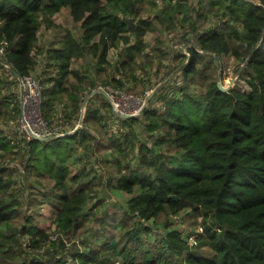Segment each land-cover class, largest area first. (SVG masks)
Segmentation results:
<instances>
[{
  "label": "trees",
  "instance_id": "obj_1",
  "mask_svg": "<svg viewBox=\"0 0 264 264\" xmlns=\"http://www.w3.org/2000/svg\"><path fill=\"white\" fill-rule=\"evenodd\" d=\"M145 1L0 0V46L6 48L5 56H0V73L5 62L12 66L16 82L30 75L37 66L43 22L55 27L52 17L69 8L74 21L81 24L82 34L76 37L67 30L61 35L60 47L49 51L50 67L56 73L47 76L46 71L47 77L41 82L46 120L54 123L58 102L66 105L65 120L70 124L80 118L87 90L83 86L85 77L72 69V61L91 54L98 61V70L103 71L110 49L120 39L128 44L132 41V37L120 34L131 32L137 41L128 48L130 59L119 68L133 70L131 62L146 48L144 37L153 23L139 18L132 32L129 19L139 17L138 6ZM208 1L213 11H222L223 21L219 27L201 33L195 43L187 44L189 62L181 66L185 82H168L175 90L158 92L143 112L146 129L154 139L140 146L144 152L140 167L121 159L109 163L112 182L116 179L119 190L134 195L127 205L115 209L105 205L86 167L72 175L70 164L84 163L78 145L90 147L86 144L91 137L89 124L104 120L99 109L86 113V128L69 135L45 139L27 135L28 172L52 180L58 190L59 207L54 218L58 230L71 236L95 231L92 225L99 222L100 231L96 233L105 237V243L96 245V238L87 245L88 251H75L71 259L63 255L64 250H48L23 264H107L112 256L123 257L124 264H264V0ZM171 16L172 10H165L156 19L167 21ZM185 19L190 21V17ZM192 26L195 30L198 25L192 22ZM234 39L242 40L241 45H235ZM209 53H232L241 59L245 64L242 76L250 90L225 91L218 81L211 80L205 71L211 63L200 67ZM180 56L187 58L182 53ZM110 83L116 89L125 86L117 77ZM3 89L7 87L1 74L0 95ZM9 98L0 99V117L8 114L12 104ZM103 100L104 106L113 107L106 95ZM14 108L19 113L20 107ZM115 116L120 125L142 123L140 117ZM104 135L112 154L115 148L123 151V139ZM100 146L107 145L103 142ZM14 148V140L0 126V157ZM69 179L78 186L69 188ZM16 185L14 172L0 164V226L20 213L23 202ZM171 195L180 200L171 199ZM186 208H193L204 220L203 232L194 243L182 230L171 228L167 220L158 244L146 247L144 238L153 232L147 221L168 218ZM25 230L34 248H42L49 240L46 231L36 224ZM57 244L54 242V247ZM60 245L64 248L62 239Z\"/></svg>",
  "mask_w": 264,
  "mask_h": 264
},
{
  "label": "rangeland",
  "instance_id": "obj_2",
  "mask_svg": "<svg viewBox=\"0 0 264 264\" xmlns=\"http://www.w3.org/2000/svg\"><path fill=\"white\" fill-rule=\"evenodd\" d=\"M254 1L258 2V0ZM138 7L139 17L136 20L131 18L136 24V29L139 18L152 21L153 26L144 37L146 48L143 53L137 54L131 62L133 70L119 68L123 61L130 59L128 48L137 41L136 35H132L131 32L120 34L121 36L132 37V41L128 44L124 39H120L118 45L110 49L108 65H105L103 71L98 70V61L91 54L72 61V69L81 71L83 77H85L83 86L87 90L84 94L80 118L70 124L65 120L66 105L58 102L53 114L55 121L52 125L46 120L43 103L36 106L29 102L30 105H26L24 108L25 101L21 93L20 83L16 82L17 80L11 73V69L2 68L3 73H0V75L3 74L7 89L1 91L0 99L9 96V99H12V104L8 108L7 116L1 115L3 117H0V126L6 132V135L14 140L16 148L13 151L1 154L0 164L14 172V179L17 182L16 187L23 205L15 219L0 226V264H23L27 260L45 255L48 250L52 252L59 251L60 253L64 250L63 255L67 259H71L70 256L73 252L87 250V245L95 242L96 238L98 239L96 245L100 246L105 243V237L97 236L96 233V231H100L99 222L92 225L95 231L88 230L71 236H67L58 230L54 222L55 213L59 207L58 190L54 188L52 180L37 177L36 174L31 175L28 172L26 167V150L28 147L26 139L28 133L22 120L25 118L32 126L37 127L40 116L43 115L42 117L48 123L47 127L53 132V135L63 137L69 135V133L77 132L83 127L86 128L88 126H84L86 113L91 109H99L100 113L105 116L104 120L100 121L99 124H89L91 137L86 141V144H90V147L86 149L84 144L78 145L79 153L84 157V163L78 164V166L70 164L72 175L80 173L86 167L91 172L90 178H94L95 186L98 187V197L104 200L105 205L113 209L121 207L123 204L127 205L134 195L119 190L116 179L112 182L109 170L112 167L109 163H113L115 159H121L136 168L140 167L139 162L144 154L140 146L153 143L154 138L148 133L146 121H143L142 114L139 115L142 123L139 122L133 127L120 125L116 121L119 118L115 116L114 108L111 107V110L108 105L104 106V93L101 89L107 86L115 87V84L110 83V81L117 77L125 84L123 89H117L134 96L145 97L147 92H150V96L155 97L158 92L163 90L165 92L174 91L175 87H172L173 84H169L170 81L185 82L181 66H183L182 62H189L190 52L187 44L195 43L201 33L219 27L223 21L222 11H213L208 0H146ZM165 10H172L171 19L167 21L161 18L156 19L158 15L162 16ZM160 11H162L161 14H159ZM200 13L204 14L203 18L199 17ZM186 17H190V21L186 20ZM52 21L55 27L48 26L46 21L42 24L39 33V51H36L37 66L31 73L42 80L56 73V70L50 67L49 51L60 47L61 35H64L67 30L72 31L76 37H80L82 34L81 24L74 21L69 8H63L57 12L52 17ZM192 22L198 25L195 30ZM241 41L234 39L235 45H241ZM181 53L188 59L181 57ZM208 63H211V65L205 71H207L211 80L215 79L226 88H236L246 92L250 90L245 78L242 76L245 64L232 53L222 55L209 53L202 59L200 67L203 69V65ZM46 71L47 76H45ZM105 81H108L107 85L104 84ZM42 86L44 89V84ZM166 87H168V90H165ZM91 91L92 93H90ZM13 93H15V98L12 97ZM150 105L151 102L148 106ZM14 106L20 107L19 113ZM135 108L136 106L131 105V112ZM35 109L41 110L40 116L34 113ZM106 133H108V136L115 135L118 139H123L121 140L122 152L115 148L112 154L109 146L110 141L104 137ZM161 133L157 132V135ZM126 137H129V140ZM103 142L107 146H100ZM67 186L72 188L77 187L78 184L69 179ZM100 216L102 217V215ZM167 220L170 221L171 228L182 230L184 236L191 243H194L196 236L203 232V218L198 216L193 208H186L177 214L170 215L168 218L162 216L157 221L155 219L147 221L145 224L149 225L153 232L144 238L146 247L153 248L158 244L161 240L159 236L165 233L166 227L164 225ZM32 224L38 225L49 235V240L42 245V248L38 249L31 246V237L27 235L25 229ZM60 239L64 242V248L60 247ZM54 242L58 243L56 247L53 245ZM124 262L123 257L112 256L107 264H124Z\"/></svg>",
  "mask_w": 264,
  "mask_h": 264
},
{
  "label": "built area",
  "instance_id": "obj_3",
  "mask_svg": "<svg viewBox=\"0 0 264 264\" xmlns=\"http://www.w3.org/2000/svg\"><path fill=\"white\" fill-rule=\"evenodd\" d=\"M6 54V48L4 46H0V56H5ZM4 67L8 68L9 70H12V66L8 63L4 62ZM19 83L21 87V93L23 94V99L25 101L24 103V108L26 105H30L29 102L33 103L36 106H40L43 103V94H44V89L42 86L41 79L30 74L26 75L23 77H19ZM24 87V91H23ZM104 95H106L115 112L116 115L119 116H124L126 114L129 115H137L139 114L140 110L142 109L143 105L147 101V99L150 97V92H147L145 97L142 96H134L132 94H129L127 92H124L120 89H115L114 87H104L101 89ZM134 99L132 100V98ZM131 105L136 106L135 110L131 112ZM40 111L38 109H35L36 114H39L40 116ZM25 116V112H24ZM43 115L40 116L38 126L34 127L32 126L27 119H23V125L26 129V132L32 136L31 133L38 137H53V132L50 131V129L47 127V122H45V119L42 117ZM195 241V240H194Z\"/></svg>",
  "mask_w": 264,
  "mask_h": 264
},
{
  "label": "water",
  "instance_id": "obj_4",
  "mask_svg": "<svg viewBox=\"0 0 264 264\" xmlns=\"http://www.w3.org/2000/svg\"><path fill=\"white\" fill-rule=\"evenodd\" d=\"M161 12H162V11H160L159 14H161ZM129 28H130L131 31H135V30H136V24H135V22H134L133 19H129ZM220 87H221V89H223V90H225V91H227V90L230 89V88H226V87H224V85H222V84H220ZM23 91H24V87H23ZM152 98H153V96H150V97L147 99V101H146L145 104L143 105L142 109L140 110L139 114H137V115H129V114H126V115H124V117H126V118L139 117V115H140V114H143V112L145 111V109L148 107V105H149V103L151 102ZM86 102H87V101H86ZM86 102H85V104H86ZM31 134H32V136L35 137V138H42V139H45V137H38V136L34 135L33 133H31ZM170 198H171V199H174V200H176V201H179V200H180V197L177 196V195H171Z\"/></svg>",
  "mask_w": 264,
  "mask_h": 264
}]
</instances>
